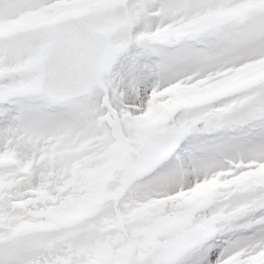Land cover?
<instances>
[{"label":"snow or ice","instance_id":"obj_1","mask_svg":"<svg viewBox=\"0 0 264 264\" xmlns=\"http://www.w3.org/2000/svg\"><path fill=\"white\" fill-rule=\"evenodd\" d=\"M0 264H264V0H0Z\"/></svg>","mask_w":264,"mask_h":264}]
</instances>
